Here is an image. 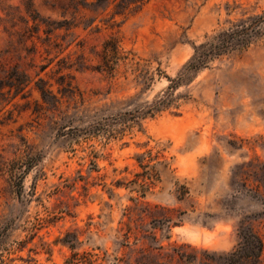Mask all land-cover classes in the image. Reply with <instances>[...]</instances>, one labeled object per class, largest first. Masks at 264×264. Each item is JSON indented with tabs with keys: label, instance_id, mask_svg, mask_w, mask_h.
I'll use <instances>...</instances> for the list:
<instances>
[{
	"label": "rangeland",
	"instance_id": "1",
	"mask_svg": "<svg viewBox=\"0 0 264 264\" xmlns=\"http://www.w3.org/2000/svg\"><path fill=\"white\" fill-rule=\"evenodd\" d=\"M32 1L51 32L45 23L36 31L24 0H0V77L5 68L31 77L25 93L0 104V264H71L87 252L96 264L119 255L129 264H227L245 232L264 241V21L247 48L176 88L178 108L134 117L194 44L264 14V0H149L114 19L73 0ZM111 37L144 58L149 83L123 64L98 67ZM30 156L18 190L7 165ZM129 225L122 245L118 229ZM255 264H264V245Z\"/></svg>",
	"mask_w": 264,
	"mask_h": 264
},
{
	"label": "trees",
	"instance_id": "2",
	"mask_svg": "<svg viewBox=\"0 0 264 264\" xmlns=\"http://www.w3.org/2000/svg\"><path fill=\"white\" fill-rule=\"evenodd\" d=\"M75 6L81 5L85 9H91L94 11L104 12L111 10L109 19H114L117 15L127 16L133 11L142 8L149 0H73ZM26 11L32 16L35 22L36 31H39L42 27V23L48 26L44 27L45 32H51L55 26H51L48 20L39 16L36 8L33 5L32 0H24ZM245 13V12H244ZM264 21V14H254L241 17L238 21L233 22L229 27L218 30L217 32L209 35L207 39L199 44H194V52L192 56L184 63L179 74L175 77L168 76L171 82L165 89L160 91L154 96L153 99L147 100L145 104L137 106L134 114L135 119L140 117H146L148 115H154L170 107L178 108L180 103L177 102V95H175L176 88L183 82L189 81L202 68L209 66L212 60L215 58L234 50L247 48L261 33L260 29ZM63 25V24H60ZM143 57L139 56L137 52L125 50L121 47L117 39L111 37L105 41L104 48L102 50L101 62L98 67L105 69L111 73H115L118 67L123 64L126 66V70H130L134 74V79L137 82L149 83L154 78V73L150 71L147 62L143 61ZM43 68L46 65L42 66ZM6 73L3 77H0V104L6 99L11 92L14 91L16 96L19 92L23 91L31 81V77L26 72L16 69V73H11L8 68H5ZM47 80L43 76H39L37 80V87L41 91L44 97H48L52 90L47 86ZM25 96V95H24ZM4 105L2 106V108ZM1 110V109H0ZM103 115L100 119H103ZM101 125H107L106 122H101ZM30 160L18 165L16 160H11L7 165V170L10 173L17 189L20 190L22 186V180L26 172L29 171L33 156L29 157ZM124 227L118 229L119 236L122 235V245H128L130 243V237L132 228L129 225L128 228L123 231ZM264 241L260 234L251 229L243 234V240L240 241L237 248L224 255L225 262L227 264H255L260 258ZM159 247H163L160 244ZM89 253H81V260L76 257L70 259L71 264H96L95 259H92L88 255ZM113 264H129L127 258L124 255L114 257Z\"/></svg>",
	"mask_w": 264,
	"mask_h": 264
}]
</instances>
